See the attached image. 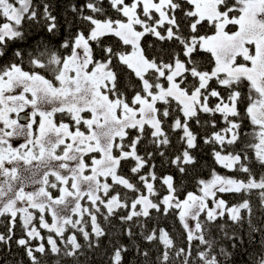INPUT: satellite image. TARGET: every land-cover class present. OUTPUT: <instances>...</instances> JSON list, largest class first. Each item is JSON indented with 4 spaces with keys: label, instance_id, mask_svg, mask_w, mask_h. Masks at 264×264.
<instances>
[{
    "label": "snow or ice",
    "instance_id": "snow-or-ice-1",
    "mask_svg": "<svg viewBox=\"0 0 264 264\" xmlns=\"http://www.w3.org/2000/svg\"><path fill=\"white\" fill-rule=\"evenodd\" d=\"M70 10L81 27L72 32L68 21L54 46L59 23L47 0H0V217L9 221L0 242L19 223L16 244L30 264L40 256L80 264L79 237L90 250L106 235L101 215L139 223L175 211L185 246L153 228L143 238L160 247L154 259L137 248L143 264H229L233 252L212 236L225 217L236 229L219 225L231 248L246 234L247 264H264V0H107V10L83 0ZM148 36L155 41L145 46ZM202 115L214 162L243 178L213 169L196 191L181 192L150 162L166 157L170 133H179L182 150L167 162L186 174L200 139L192 122ZM145 140L152 151L141 154ZM224 194L241 199L229 204ZM42 230L46 244L33 246ZM127 251L114 247L109 264H123Z\"/></svg>",
    "mask_w": 264,
    "mask_h": 264
},
{
    "label": "trees",
    "instance_id": "trees-1",
    "mask_svg": "<svg viewBox=\"0 0 264 264\" xmlns=\"http://www.w3.org/2000/svg\"><path fill=\"white\" fill-rule=\"evenodd\" d=\"M44 2V0H36L37 4ZM51 5V11L58 18L59 29L55 36L50 37L52 39L53 45H58L62 42L68 35V21H73L72 32H75L77 27H81L80 22L75 20L70 8L71 5L83 2V0H47ZM104 6L107 10V0H102ZM109 14L115 16V13L111 12ZM25 27H28L25 25ZM36 28H39L37 25ZM182 28L187 34L186 27L182 24ZM34 31L36 29H33ZM207 30V26L200 30V34H204ZM45 35L43 30L37 32V37ZM35 38V37H34ZM155 41L154 37H146L144 43L145 46L153 43ZM163 42L156 43V50L158 51L161 48ZM171 42L164 44V47H168ZM203 63H206L203 57L200 58ZM47 75V73H44ZM127 70L122 73L121 79L122 84L127 86ZM49 78H51L49 76ZM215 86V85H214ZM129 95L131 92L129 91ZM213 103L215 101L213 100ZM65 120L67 122V117H62L60 114H57V120ZM207 117H201V123L197 125L195 122H192V130L194 133L200 137L198 141V147L192 150V155L196 158L195 165L188 167L186 174L181 175L176 169L171 166L167 161L169 158L174 157L182 150V145L179 141V133H170L171 145L166 151V157H160L158 154L154 160L150 163L155 164V170L158 177H163L165 175H173L176 178L177 186L181 192L187 191H196V181L198 179H209L211 172L215 169L221 175L236 176L237 178H243L240 173L230 172L227 169L222 168L220 165L216 164L212 158V149L211 146L205 145L203 143V137L206 133L210 134L213 129L204 124V120ZM217 122L220 127H223L219 115L217 116ZM218 130V129H217ZM247 131V129H246ZM135 135V133H133ZM141 154L144 152L152 151V148L148 146L147 140L144 141L140 146ZM130 165H126L124 171L127 172ZM144 171H147L145 169ZM157 188L163 192L159 182H157ZM183 198V197H181ZM223 198L229 202V204L237 203L241 197L233 196L229 194H224ZM126 212L121 210L120 215H124ZM98 222L101 227L105 230L106 235L102 236L99 239V246L93 249L88 250L86 248L87 242L83 240L82 237H79V242L82 245H85L86 256L80 258V264H109L111 253L114 247H119L121 245L126 246L128 251L124 254L123 264H143L142 258L137 255V248L141 251H148L151 257L154 259L157 253V248L160 247L158 242H148L144 240V235L151 232L153 228H165L170 236L173 238L176 243L177 248L185 246V234L184 229L175 213L171 212L169 215L165 216L161 213L153 212L152 218L145 219L140 218L139 223L133 221L131 223H122L119 219V215L110 218L109 220H104L101 215L98 217ZM140 224H143L144 227L141 228ZM219 225H225L226 229L231 235L232 231L236 230L231 222L227 221V218H223L217 221V224L212 227V236L216 238L218 246L228 247L230 251L233 252V256L229 261V264H247L249 259L247 252L251 251V247L248 244V237L246 234L242 235V239L238 242L237 248H231V242L226 240L223 237V233L219 230ZM131 228L132 235L127 234V229ZM90 231V226L88 228ZM241 233L246 232V229H241ZM45 240L41 241L39 239L33 241V246L41 242L46 244V237L48 235L47 230H42L41 233ZM0 235L7 237L9 235V221L7 217H0ZM23 235L19 223H17L14 233L12 234V239L5 242H0V264H30L28 257L25 255L24 250L16 244V240ZM260 236L256 234V242L259 243ZM39 255V254H38ZM41 264H52L50 259H47L43 256H40ZM67 264H71V259L67 261Z\"/></svg>",
    "mask_w": 264,
    "mask_h": 264
},
{
    "label": "rangeland",
    "instance_id": "rangeland-1",
    "mask_svg": "<svg viewBox=\"0 0 264 264\" xmlns=\"http://www.w3.org/2000/svg\"><path fill=\"white\" fill-rule=\"evenodd\" d=\"M25 111H26V112H30L31 109L29 108V109H26ZM12 116H13V118H15V114H12ZM22 122H23V121H22ZM22 142H23V138H17V139L14 141L15 144H19V143H22ZM29 190H31V189H29Z\"/></svg>",
    "mask_w": 264,
    "mask_h": 264
}]
</instances>
